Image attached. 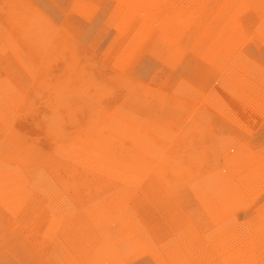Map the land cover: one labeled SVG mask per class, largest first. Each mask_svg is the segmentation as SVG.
Masks as SVG:
<instances>
[{
  "label": "rangeland",
  "instance_id": "374dc122",
  "mask_svg": "<svg viewBox=\"0 0 264 264\" xmlns=\"http://www.w3.org/2000/svg\"><path fill=\"white\" fill-rule=\"evenodd\" d=\"M0 264H264V0H0Z\"/></svg>",
  "mask_w": 264,
  "mask_h": 264
},
{
  "label": "bare ground",
  "instance_id": "6f19581e",
  "mask_svg": "<svg viewBox=\"0 0 264 264\" xmlns=\"http://www.w3.org/2000/svg\"><path fill=\"white\" fill-rule=\"evenodd\" d=\"M70 224V223H69ZM61 231H62V229H61ZM69 231V230H68ZM31 232V231H30ZM87 232V231H86ZM58 234V233H57ZM92 236V235H91ZM57 237V236H56Z\"/></svg>",
  "mask_w": 264,
  "mask_h": 264
}]
</instances>
